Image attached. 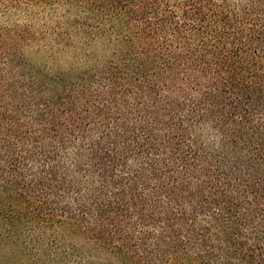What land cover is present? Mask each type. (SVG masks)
<instances>
[{"label":"trees","instance_id":"trees-1","mask_svg":"<svg viewBox=\"0 0 264 264\" xmlns=\"http://www.w3.org/2000/svg\"><path fill=\"white\" fill-rule=\"evenodd\" d=\"M0 264H264V0H0Z\"/></svg>","mask_w":264,"mask_h":264}]
</instances>
